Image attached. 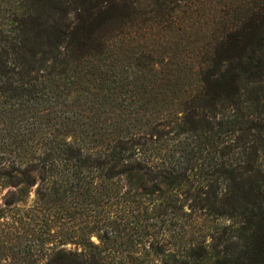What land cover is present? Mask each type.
Segmentation results:
<instances>
[{"label":"trees","instance_id":"16d2710c","mask_svg":"<svg viewBox=\"0 0 264 264\" xmlns=\"http://www.w3.org/2000/svg\"><path fill=\"white\" fill-rule=\"evenodd\" d=\"M3 1L0 99L29 114L25 128L36 117L49 125L42 112L65 106L75 79L92 82L101 66L106 88L91 102L131 119L79 124L73 110L80 140L106 144L86 155L65 138L48 142L21 171L22 198L0 204V264H264V0L246 2L240 16L226 0L215 4L209 40L177 66L152 49L118 54L116 40L154 17L189 32L201 0H155L144 19L128 0ZM3 165L0 185L11 179ZM33 172L41 186L27 204ZM77 215L86 223L76 228ZM204 217L214 225L191 236L190 222Z\"/></svg>","mask_w":264,"mask_h":264},{"label":"rangeland","instance_id":"374dc122","mask_svg":"<svg viewBox=\"0 0 264 264\" xmlns=\"http://www.w3.org/2000/svg\"><path fill=\"white\" fill-rule=\"evenodd\" d=\"M132 1H135L134 5L135 8H137L136 16H139L141 19L154 16L155 13L150 12V9L154 6L155 0H128V3H132ZM201 1L206 4V9L203 14L201 13L196 18L197 21L193 23V26L190 28L189 32L180 31V29H176L175 25L169 27L165 22L161 24V22H158V18L155 17H152L153 20L151 21H145L144 24L136 21V24L134 23V27H132L133 31L129 32V35H125V37L118 38V40H116L120 44V46L117 48V53L120 54L119 48H129L130 50L133 49V52H137V54H139L142 50L152 49L157 60L163 58L166 63H174L172 66H177V64L183 63L186 58L190 62L194 56L192 53L194 54V51L197 50L198 46L209 40V33L211 30L209 20H213L215 4L217 5L219 2H222V0ZM227 1L231 3L233 8H235V15L240 16L244 15L246 12L245 3L251 0H226V2ZM255 1L261 2V0ZM114 2L122 1L114 0ZM0 7L3 8L0 13L6 14L5 10L11 6L8 5L7 1L0 0ZM162 16L163 15H160L159 17L161 18ZM140 18L136 19L141 21ZM163 18L166 19V17ZM121 57H123L122 53ZM87 59H89V61H93L92 63L94 65L98 64L97 59L95 58L94 61L93 56H88ZM105 68L104 66L93 68V70H97L98 77L92 80V82H90V79L88 78L86 79L85 83L81 81L82 78L75 79L72 86V91L64 95L65 102L63 103H66V105L61 106L58 103H55V115L52 113V116L49 117L48 110H44L42 112L48 116L47 120L49 121V125L46 122L43 124L41 119L36 117L37 121H35V119H31L32 122L29 126V129L25 128V120L29 118V114H22L19 112L9 113L7 108L4 107V99H0V162L1 164H4L2 166V171H9L12 175L11 176L9 174L11 178L10 183H7L6 185H0V204H5L6 198L11 195L22 198V195H18V189L24 186V183H22L23 174L21 171L30 165L31 161H34L35 158L45 155L44 150L47 148L46 143L49 144L48 142L65 139L69 142L73 141L77 145L83 146V153L86 155L90 153H96V151L104 148L106 143L100 144L101 138L95 143L87 144L80 140L82 137H79L77 133L72 131L74 128H76V124L71 119L73 117L74 111H78L80 113V116L77 120L79 124H82L83 121L86 120L87 116H96L101 122H104L105 120L107 125H114L116 122L120 123L122 120L131 119V116L121 117L118 119L116 114H120V111L124 110H112L110 106L111 104L108 105L101 98L97 99L96 106L95 103L91 102L92 100L89 98L90 96L93 97L98 93L100 97L102 92H104L103 89L106 88L100 87L101 85L99 80L101 78L99 76H102V78L104 77ZM148 72L149 70L147 68L146 73ZM101 73L103 74L101 75ZM122 83L117 85L120 86ZM40 84H42V82H40ZM54 84L55 80L51 82L49 87H53ZM84 87H88L90 93H88ZM79 98H81V101L77 103ZM136 98L137 97H135V99ZM171 104H173V101L168 102L167 110H169ZM151 106L152 105H150V108ZM98 107L102 110H105L107 113L101 114L100 116L95 110L98 109ZM68 127H72V129L67 130ZM48 135L50 136L49 140L45 138ZM58 162L60 161L57 160L56 163ZM33 175L35 177V181L29 186V192L24 195L27 204H33L34 201L37 200L36 191L38 187L41 186V178H39V176L37 177V173H34ZM99 180L100 179L96 177V184H98ZM5 181L6 180H3V182ZM102 190L103 188H99L98 184V192H101ZM98 192L94 186L92 193L98 194ZM186 210H190L188 205L186 206ZM84 221L86 223V218L84 216L80 217L79 220V215H77L73 224H77V228L78 226L85 224ZM190 223L191 225L189 226V229L196 232L191 234L193 237H196L198 233L205 232L207 228L209 229L214 225L205 217L201 221ZM221 224H224V222H221ZM61 227H65L64 224ZM188 237L189 236H187V238ZM92 240L98 242V239L95 236H92ZM208 240L210 241L209 237ZM67 248L77 249V247L73 244H68Z\"/></svg>","mask_w":264,"mask_h":264}]
</instances>
